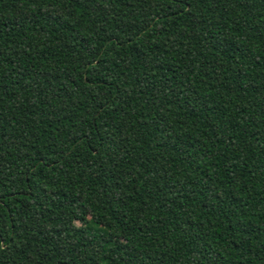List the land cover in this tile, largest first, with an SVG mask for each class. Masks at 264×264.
<instances>
[{
  "label": "trees",
  "instance_id": "1",
  "mask_svg": "<svg viewBox=\"0 0 264 264\" xmlns=\"http://www.w3.org/2000/svg\"><path fill=\"white\" fill-rule=\"evenodd\" d=\"M0 264H264V0H0Z\"/></svg>",
  "mask_w": 264,
  "mask_h": 264
}]
</instances>
